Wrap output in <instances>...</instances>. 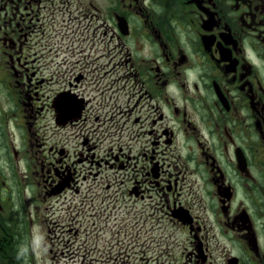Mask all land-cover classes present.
Listing matches in <instances>:
<instances>
[{
  "label": "flooded vegetation",
  "instance_id": "obj_1",
  "mask_svg": "<svg viewBox=\"0 0 264 264\" xmlns=\"http://www.w3.org/2000/svg\"><path fill=\"white\" fill-rule=\"evenodd\" d=\"M18 192L119 208L140 256L264 264V0H0L2 250Z\"/></svg>",
  "mask_w": 264,
  "mask_h": 264
},
{
  "label": "rangeland",
  "instance_id": "obj_2",
  "mask_svg": "<svg viewBox=\"0 0 264 264\" xmlns=\"http://www.w3.org/2000/svg\"><path fill=\"white\" fill-rule=\"evenodd\" d=\"M19 202L13 213L8 210V222L13 217L24 219L21 228L28 226L25 236L11 238L1 249L0 264H133L135 260L149 264H168L178 260L180 247L176 246L168 260L159 258V254L140 256L141 243H146L144 235L136 234L132 224L121 223L118 219L120 209H110L113 221L99 222L101 215H108L101 201L91 207L71 206L68 199L58 200L37 196L31 198L28 193H17ZM12 200L15 196H11ZM100 202V203H99ZM13 202L10 203V205ZM112 208L115 203L109 204ZM27 224V225H26ZM7 228V227H5ZM68 229V230H67ZM154 231V238L158 236ZM139 236V237H138ZM169 243L186 240L185 234L170 227ZM5 239H0V244ZM138 240V244L134 241ZM136 250V252L134 251ZM6 251V252H5ZM152 254V253H151Z\"/></svg>",
  "mask_w": 264,
  "mask_h": 264
}]
</instances>
